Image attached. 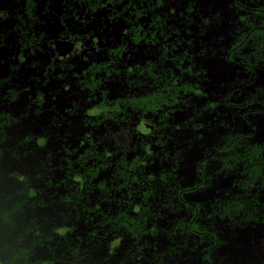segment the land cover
<instances>
[{
	"label": "trees",
	"instance_id": "1",
	"mask_svg": "<svg viewBox=\"0 0 264 264\" xmlns=\"http://www.w3.org/2000/svg\"><path fill=\"white\" fill-rule=\"evenodd\" d=\"M0 264H264V0H0Z\"/></svg>",
	"mask_w": 264,
	"mask_h": 264
},
{
	"label": "flooded vegetation",
	"instance_id": "2",
	"mask_svg": "<svg viewBox=\"0 0 264 264\" xmlns=\"http://www.w3.org/2000/svg\"><path fill=\"white\" fill-rule=\"evenodd\" d=\"M96 29H97V27H96ZM96 42H97V40H96ZM96 46H99V45H96ZM90 48H92V49H90ZM90 50H94L95 53L97 52V56H98L97 60H92V61L88 62V60H87L88 54H89V56L92 54V53H90L91 52ZM105 51H106L105 48H104V52L97 51V49L94 47L85 48L84 44L80 43V41H60V42L56 43L55 53L52 56H53V58L56 59V64H63L65 66H70L72 64H76L77 67H78V65H79V67L82 65H85L86 69L87 68L89 69V67L93 64V62L99 63L101 61L108 60V56H106ZM84 53H87V55L85 56ZM134 57L138 58V56H136V55H134ZM139 59H142V58H139ZM77 70H78V68H77ZM252 71H254V70H252ZM53 74H55V73H49V76H52ZM50 84H51V89L56 88V85H57L56 82H51ZM63 91H65V90L63 89ZM67 93L71 94L70 98H71V100H73L74 97L72 96L73 90L71 89V86L69 89H67ZM259 106L263 109V106H261V105H259Z\"/></svg>",
	"mask_w": 264,
	"mask_h": 264
},
{
	"label": "rangeland",
	"instance_id": "3",
	"mask_svg": "<svg viewBox=\"0 0 264 264\" xmlns=\"http://www.w3.org/2000/svg\"><path fill=\"white\" fill-rule=\"evenodd\" d=\"M90 51H91L90 53L92 54L90 56L88 54V58H87L88 62L92 60H97L98 59L97 52L95 53L94 50H90ZM84 55L86 56L87 53H84ZM130 135L131 134L127 130L119 131L118 133L112 130V134L109 136V138L113 139L112 141L114 145L118 144L124 147L126 146V148H131L133 144H132V140L129 139Z\"/></svg>",
	"mask_w": 264,
	"mask_h": 264
},
{
	"label": "clouds",
	"instance_id": "4",
	"mask_svg": "<svg viewBox=\"0 0 264 264\" xmlns=\"http://www.w3.org/2000/svg\"><path fill=\"white\" fill-rule=\"evenodd\" d=\"M39 143H40L41 145H43V144L45 143V141H44L43 139H41V140L39 141Z\"/></svg>",
	"mask_w": 264,
	"mask_h": 264
}]
</instances>
